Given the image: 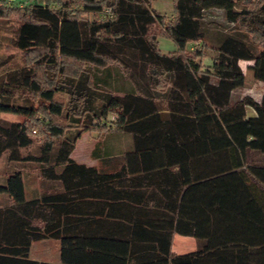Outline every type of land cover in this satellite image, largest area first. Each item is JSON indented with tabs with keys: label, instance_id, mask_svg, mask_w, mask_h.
Segmentation results:
<instances>
[{
	"label": "trees",
	"instance_id": "16d2710c",
	"mask_svg": "<svg viewBox=\"0 0 264 264\" xmlns=\"http://www.w3.org/2000/svg\"><path fill=\"white\" fill-rule=\"evenodd\" d=\"M174 7L168 17L152 0H0V16L19 18L14 42L26 53L0 73V113L25 116L0 115V156L7 152L12 164L0 182L10 199L0 205V264H264V163L249 159L250 151L264 153V90L259 99L233 98L245 80L239 59H252L264 81V0L254 7L174 0ZM210 7L235 26L220 29L204 67ZM91 12L98 16L81 15ZM158 34L177 48L162 51ZM109 59L168 73L167 83L157 80L161 103L132 88L109 93ZM16 89L25 101L14 99ZM109 113L132 134L122 163L105 171L76 161V140L86 130L102 136L109 127L100 118ZM102 149L96 141L93 156H108ZM26 162L39 168L40 192L31 197ZM174 232L193 235L198 246L173 251ZM48 239L58 241L59 257L33 255L34 242Z\"/></svg>",
	"mask_w": 264,
	"mask_h": 264
},
{
	"label": "rangeland",
	"instance_id": "374dc122",
	"mask_svg": "<svg viewBox=\"0 0 264 264\" xmlns=\"http://www.w3.org/2000/svg\"><path fill=\"white\" fill-rule=\"evenodd\" d=\"M239 5H245L248 7H254L258 4V0H238ZM53 6H59L61 3H53ZM152 6L156 8V10L161 11L171 17L175 13L174 0H152ZM77 7V6H76ZM106 13L99 14L100 16H104ZM83 17L88 18H96L98 14L95 13H81ZM99 16V17H100ZM204 19L211 26L210 33L207 37H205V46L204 50L206 55L202 57V62L204 63V67H209L212 63V59L216 54V44L218 42V37L220 35L221 30H231L235 26L233 23H230L224 15V10L220 7H210L205 9L204 11ZM19 18L16 13H11L5 16H0V61L7 59L4 61L3 65H0V73L5 71L6 69H13L15 67H19L23 64L26 59V53L20 50L15 42L14 37L16 34V29L18 26ZM159 24L157 22H153L149 25V30L157 33L159 30ZM162 36L158 34L159 37ZM163 43H160V48L164 52H170L177 48L174 41L170 38L162 36ZM201 44V40L199 41H191L187 43V47L194 48ZM239 62L244 71L245 80L243 85L235 88L233 92V98H237L244 94H251L256 98H260L262 92L264 90V81L258 79L254 75V71L251 67H249V63H252V59H239ZM72 66L80 67L85 64L77 63L76 61L70 60ZM139 63V61H137ZM107 64L112 68L113 77L110 79L109 85H104L105 89L109 93L122 95L124 89H135L136 91L142 93H148L155 97L158 103H161V100L164 99V88L162 86L157 85L158 78L164 80V82L168 81L167 76L168 73L163 72L162 70L157 69L154 65L148 64L145 65V68H140L139 64L135 67L125 66L120 61L116 59H109ZM91 70H95L100 73L104 69L103 66H96L94 64H90ZM52 69H49V73H52ZM91 74V73H90ZM167 83V82H166ZM61 97L64 98L65 102L68 101L69 95L67 93H60ZM14 99L16 101H25L24 97H28L27 93L20 91V89H16L14 92ZM100 100L96 99V103ZM65 111V109H64ZM252 107H247V112L249 114L253 113ZM1 117L6 121H17L23 120L24 115L17 114L13 112L3 111L0 113ZM101 122L106 124V128L103 132V135L99 134L98 130H86L81 136L76 140L75 147L72 151V155L75 158L85 159L91 155V149L94 147L96 141L100 143H104V149H102L101 155L106 154V149L108 148L109 159L114 160L117 163L124 160V152L132 146L133 138L130 132H127L123 129V126L118 125L116 122V114L109 113V116L100 118ZM72 128L70 129H78L79 126L77 124H72ZM39 140V137H37ZM57 142V141H56ZM30 148H25L24 152L28 151ZM32 151H37V148L34 146L31 147ZM88 159V158H87ZM249 159L252 161H256L259 163H264V154L258 151H250ZM27 164L24 166L23 171L25 173L26 182L29 183L30 175L38 174L39 168L35 162H26ZM11 161L8 158L7 152H4L0 156V180H3L7 175V171L12 167ZM2 182V181H0ZM39 184V182H38ZM7 194L0 192V204H5L8 199L6 198ZM175 245H178V249L190 250L195 247V240L190 243L189 241H178L177 239ZM178 241V242H177ZM58 241L55 239H48L43 241H35L33 245L32 254L38 258H58Z\"/></svg>",
	"mask_w": 264,
	"mask_h": 264
},
{
	"label": "crops",
	"instance_id": "0c3cea01",
	"mask_svg": "<svg viewBox=\"0 0 264 264\" xmlns=\"http://www.w3.org/2000/svg\"><path fill=\"white\" fill-rule=\"evenodd\" d=\"M162 38H164V37H162V36L159 37V46H160V43H163ZM249 64H251V63H249ZM254 113H255V111H253L252 114H254ZM107 153H109V151H106V154L105 155H108ZM87 158L81 159V158H75L74 157V159L76 161H78V162H84L87 165L96 166L100 170L102 169V170H105V171H113L117 167V163L114 160L109 159L108 156H106V157H95V156H93L92 151H91V155L89 157H87ZM121 163H122V161H120L118 164L120 165ZM5 179H6V176H5V178L3 180H0V181H5ZM38 182H39V174H34L33 173V175H30V181H29V183L26 182V178H25V191H26V196L27 197L34 196V195H36V194H38L40 192V187H39ZM2 193H5V192H2ZM5 194H7V193H5ZM6 198L8 199V201L6 203H8L9 200H10L8 194H7V197ZM0 205H2V204H0ZM176 239L178 241H183V240L184 241H187V242L189 241L190 243H192V241L195 240L196 245H195L194 248H196L198 246V244H199V240L196 237H194L193 235H190V234H181L179 232H174L173 242H172V250L173 251H176V252H184V251H186V250H183V249H178V245H175L176 241H174ZM194 248H192V249H194Z\"/></svg>",
	"mask_w": 264,
	"mask_h": 264
},
{
	"label": "built area",
	"instance_id": "2783aa9c",
	"mask_svg": "<svg viewBox=\"0 0 264 264\" xmlns=\"http://www.w3.org/2000/svg\"><path fill=\"white\" fill-rule=\"evenodd\" d=\"M15 1H17V0H4V2H5V3H8V4H10V3H14Z\"/></svg>",
	"mask_w": 264,
	"mask_h": 264
}]
</instances>
